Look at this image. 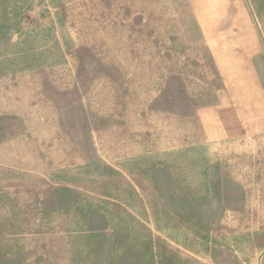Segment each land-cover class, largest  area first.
Masks as SVG:
<instances>
[{
  "label": "rangeland",
  "instance_id": "obj_1",
  "mask_svg": "<svg viewBox=\"0 0 264 264\" xmlns=\"http://www.w3.org/2000/svg\"><path fill=\"white\" fill-rule=\"evenodd\" d=\"M263 65L264 0H0V264H264Z\"/></svg>",
  "mask_w": 264,
  "mask_h": 264
},
{
  "label": "crops",
  "instance_id": "obj_2",
  "mask_svg": "<svg viewBox=\"0 0 264 264\" xmlns=\"http://www.w3.org/2000/svg\"><path fill=\"white\" fill-rule=\"evenodd\" d=\"M256 76L254 88L246 82V89H227V101L209 111L216 116L220 141L227 142L230 161L264 170V76Z\"/></svg>",
  "mask_w": 264,
  "mask_h": 264
},
{
  "label": "water",
  "instance_id": "obj_3",
  "mask_svg": "<svg viewBox=\"0 0 264 264\" xmlns=\"http://www.w3.org/2000/svg\"><path fill=\"white\" fill-rule=\"evenodd\" d=\"M259 260H260V258H259Z\"/></svg>",
  "mask_w": 264,
  "mask_h": 264
}]
</instances>
